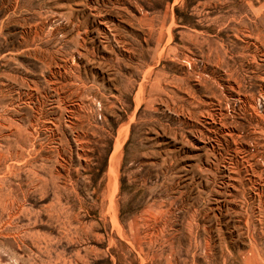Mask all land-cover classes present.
Here are the masks:
<instances>
[{
    "label": "rangeland",
    "instance_id": "obj_1",
    "mask_svg": "<svg viewBox=\"0 0 264 264\" xmlns=\"http://www.w3.org/2000/svg\"><path fill=\"white\" fill-rule=\"evenodd\" d=\"M0 264H264V0H0Z\"/></svg>",
    "mask_w": 264,
    "mask_h": 264
}]
</instances>
